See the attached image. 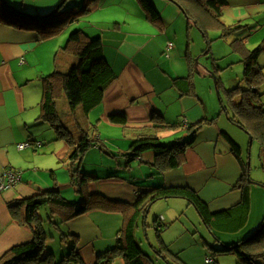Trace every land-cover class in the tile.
Instances as JSON below:
<instances>
[{
	"label": "crops",
	"instance_id": "0c3cea01",
	"mask_svg": "<svg viewBox=\"0 0 264 264\" xmlns=\"http://www.w3.org/2000/svg\"><path fill=\"white\" fill-rule=\"evenodd\" d=\"M7 1L28 14L40 15L51 12L63 0ZM129 1L131 4L128 0H90L91 16L92 13L99 14L94 22L97 29L95 34L82 33L78 42L80 44L87 38L100 36L105 54L112 45L110 43L115 44L114 50L118 51L111 58L108 56L117 78L107 87L103 101L86 114L81 108L76 110L84 116L85 128H90L100 140V145L92 147L80 161L83 170L87 154L96 151L93 153L97 154V161L89 160L90 169L85 170L94 177L89 183L90 192L101 194L110 201L132 205L140 193L148 192L153 186H180L195 190L213 212L238 205L242 197L241 190L237 188L242 167L232 151L228 136L240 146L245 158L246 145L243 136H236L240 132L235 130V123L230 119L231 122H228L226 112L219 111L218 104L213 103L211 97L197 90L195 76L198 66L192 70L191 60L194 57L190 49L185 55L186 64L177 68L174 59L177 50L170 25L183 11L171 0H150L162 19L153 23L146 17L139 0ZM221 19L225 25L238 26L227 39L231 38V42L240 39L252 50L253 36L263 28L264 0H229L222 9ZM75 29L82 31L80 26ZM209 31L207 37L211 43L212 31L214 34L218 31V37L222 38L218 29ZM60 35L41 40L35 32L0 23V178L7 171L20 177L18 185L0 192V260L13 247L34 237L28 225L12 217L8 207L10 203L53 190L60 191L69 201H80L70 176L72 148L65 140L59 139L50 123L41 117L43 78L49 76L61 117L62 103L64 114L70 117V122L75 124V130L80 134L62 78L78 61L75 53L79 44L76 46L77 43L69 41L60 57L59 54L52 55L56 45L45 46ZM260 64L264 65L261 61ZM215 65H206L208 71L204 74L210 76V70H214L219 79L218 86L226 92L229 89L224 88ZM189 76H192V87L185 80ZM207 77L204 76L205 86L211 92L212 86ZM119 113L126 114V125L110 120L112 114ZM155 114L161 115L169 124L178 125V128L157 131L163 144L187 138L192 133V126L197 124L200 127L194 145L186 152L183 165L164 174H158L153 167V148H143L131 162L126 155L140 137L155 132ZM21 144L29 145L21 149ZM250 185L252 190V185L257 184L253 181ZM195 209L189 200L182 197L161 198L149 205L137 229V239L142 248L154 255L153 246L160 245L155 228L158 225L162 228L160 236L168 247L167 251L181 264H243L235 252L214 253L215 248L220 246L219 241L227 244L235 241L229 242L221 234L217 240ZM130 211L129 207L117 211L100 207L66 222H61L58 215L51 218L50 210L47 218L40 214L44 218L47 234L52 229L53 240L58 229L62 231V241L63 238L66 241L76 239V252L83 264H127L123 255L111 260L105 255L117 247ZM193 211H197L201 224L207 227L206 233L184 220ZM49 237L45 254L53 252L57 259V253L49 246ZM210 244L216 247L212 248ZM153 259L155 264H168L164 257L156 255ZM168 260L172 258L168 256Z\"/></svg>",
	"mask_w": 264,
	"mask_h": 264
},
{
	"label": "trees",
	"instance_id": "16d2710c",
	"mask_svg": "<svg viewBox=\"0 0 264 264\" xmlns=\"http://www.w3.org/2000/svg\"><path fill=\"white\" fill-rule=\"evenodd\" d=\"M146 17L153 23L162 21L159 11L150 0H139ZM177 2L190 23L197 25L207 37L208 31L215 28L220 31L219 36L227 38L232 35L238 26L225 25L221 19L222 9L228 5L229 0H173ZM69 0H63L56 8L46 14H28L22 9L15 8L7 0H0V23L9 26L35 32L39 39L47 40L60 35L70 24L78 22L90 10V0H84L82 5H69ZM82 39V31L75 29L70 35L69 41L78 43ZM68 41V42H69ZM233 51L241 55L245 64V71L241 83L226 91V97H221L222 110L229 119L243 128L252 136V144L257 142L264 156V102L262 101V87L264 85V65L260 64V57L264 46L250 50L240 39L231 42ZM75 55L78 56L76 64L62 75L63 88L70 107L75 112L74 119L80 131L79 139H76L72 131L64 125L57 107V98L50 82L49 76H44V91L41 102L42 119L48 121L56 131L58 138L63 139L71 146L70 176L76 193L80 196L79 202L69 201L58 190L44 191L34 196L19 199L9 204L12 217L19 223L28 225L33 232V239L29 242L17 245L6 252L0 260V264H83L76 252L77 241H72L70 253L61 262L57 261L53 252L45 254L47 249L48 234L44 228V218L40 212L43 207H48L53 215H58L61 222H66L90 210L105 208L117 211L130 208V214L126 217L122 234L117 247L106 253L111 260L117 255H123L127 264H155L154 257H164L168 264H181V261L167 251V245L161 239V226L156 225L160 238V245L153 246V254H148L137 239V229L140 219H144L149 205L161 198L182 197L189 200L197 209L203 223L214 233L216 239H220L219 232L234 233L246 226L251 213L252 198L249 175L248 158L242 156V149L231 138L232 151L238 158L242 167V176L237 188L241 190V201L238 205L213 212L197 192L189 187H164L153 186L148 192L140 193L137 200L131 205L122 202L110 201L101 194L91 193L89 183L94 179L86 171L80 168L82 157L94 146L100 145V140L95 137L90 128L83 125L82 114L77 113L81 108L86 114L103 99L107 87L117 78L111 63L106 58L105 45L100 36L83 40ZM192 70L195 64L191 61ZM193 75V74H191ZM191 77L185 80L190 87L193 83ZM219 80V79H218ZM243 82V84H242ZM219 84V81H218ZM110 120L113 123L126 125V114H112ZM155 132L140 137L133 143L132 151L127 153L128 161L138 157L143 148L150 147L155 151L153 167L158 174H164L177 169L186 160V152L191 148L198 136L200 127L192 126V133L187 138H180L170 144H163L157 131L163 129L178 128L177 124H169L161 115L153 117ZM30 143V142H28ZM102 148V147H101ZM262 166L263 163H262ZM57 225V224H55ZM70 235H67V237ZM249 236V235H248ZM63 241L66 239L63 238ZM220 242V246L210 244L215 252H235L243 264H264V222L259 230L240 241L227 244ZM154 256V257H153ZM168 256L172 260H168Z\"/></svg>",
	"mask_w": 264,
	"mask_h": 264
},
{
	"label": "rangeland",
	"instance_id": "374dc122",
	"mask_svg": "<svg viewBox=\"0 0 264 264\" xmlns=\"http://www.w3.org/2000/svg\"><path fill=\"white\" fill-rule=\"evenodd\" d=\"M77 1V0H74ZM74 1H69V5L75 4ZM174 4L178 5L177 2L171 0ZM77 5H82L84 3V0H78ZM128 3L131 4V2L128 0ZM92 5V4H91ZM112 14V13H111ZM99 14L98 13H91L88 12L80 18V22H75L71 24L62 35L57 37L58 39H52L51 41L45 43V46H49V48L52 45H56L54 52L52 53L53 57L56 54H59V57L61 56V53L67 47L70 35L77 26H80L82 28V33L90 35L91 33L95 34L94 31L97 29V24L94 23L96 19H98ZM263 28L258 32V34H255L253 36V41L250 45L251 49L254 50L258 47V45L263 44L264 45V21H262ZM172 27V41L175 43V49L177 50V56H174V59L176 60L177 68H182L183 65L186 64L185 62V55H187V52L191 51L194 58H192L191 61L194 62L195 66H198V74L195 76L197 90L200 91L202 95H205L206 97H211V100L213 103L218 104L219 111L222 110V104H221V97H226V92L222 87L220 88L218 86V80L217 76L216 79L214 78L213 74L215 73L214 70H210V76L205 75L204 73H207V66L210 65L213 66L214 63L216 64L217 71H219L220 77L222 78L224 84V88L230 89L232 87H235L241 83L244 71H245V64L243 61H241L240 56L236 53H234L231 46V38H219L218 37V31H216L214 34V31L211 32L210 37L213 39L211 43V48H209V44L207 40L205 39L204 33L202 30L193 23L189 24V21L186 17V15L182 12V15L180 17H177L174 19L172 24L170 25ZM210 32V31H209ZM36 34V33H35ZM87 37V36H86ZM79 43L76 44V46ZM110 47L107 49L106 52V58L108 56L111 58L114 53H117V50H114L115 44L110 43ZM178 51H180L178 53ZM208 51L210 54L208 55ZM172 54V52H171ZM181 57V58H180ZM261 62L264 64V52L262 54V57L260 59ZM213 71V72H212ZM208 76L207 80L211 83L212 91L208 92L207 86H205V78L204 76ZM216 75V74H215ZM243 84V82H242ZM218 88V91L216 89ZM262 101L264 102V85L262 87ZM62 104V103H61ZM60 104V109L62 112V121L64 125L72 131L73 135L76 139H79L80 134L78 131L75 130V124H72L70 121V117L66 114H64L63 111L65 109ZM226 116V119L229 121V118ZM225 120V119H224ZM234 124V123H233ZM237 128L235 130H238L240 133L236 134L237 137L244 138L245 143V156L248 158V162L250 163L249 166V175H250V182L255 181L257 185H252L253 188L251 190V198H252V208L250 213V218L246 224L240 231L234 232V233H228V232H219L221 235H224L226 238H228L229 242L232 241H240L239 239H243L245 237H250L253 233L259 230L260 226L264 222V166H262V163L264 165V156H261L259 146L257 142H254L252 144L250 140V135L240 126L236 125ZM241 134V135H240ZM174 141V140H173ZM171 143V142H170ZM96 151H90L87 154V161H84L83 163V171H85L90 166L89 160L95 159L97 161V154L93 153ZM90 169V168H89ZM89 172V171H87ZM90 173V172H89ZM196 210V209H195ZM41 213L44 215L45 218H47V215L49 214V208L43 207L41 210ZM201 218V217H200ZM199 218V214H197V211L190 212L188 217L184 219L187 221L190 225H192L194 228H201L205 232L206 226L202 223ZM183 221V219L181 220ZM179 226V225H177ZM205 227V229H204ZM51 231V232H50ZM48 230V236L49 238V246L50 248H53L55 252L57 253V261L63 260L71 251L72 248V241L67 240L66 242L62 241V231L56 232V235L54 236V240L52 238V229ZM206 233V232H205ZM212 233V232H211ZM214 236V233L211 234ZM249 235V236H248ZM201 236V234H200ZM220 236V235H219ZM215 237V236H214Z\"/></svg>",
	"mask_w": 264,
	"mask_h": 264
},
{
	"label": "built area",
	"instance_id": "2783aa9c",
	"mask_svg": "<svg viewBox=\"0 0 264 264\" xmlns=\"http://www.w3.org/2000/svg\"><path fill=\"white\" fill-rule=\"evenodd\" d=\"M172 46V43L170 44ZM29 144H21L19 145V148L23 149ZM20 182V177L16 174H14L12 171H7L3 177L0 178V192L11 189L18 185ZM211 259H208L210 261Z\"/></svg>",
	"mask_w": 264,
	"mask_h": 264
},
{
	"label": "water",
	"instance_id": "95a60500",
	"mask_svg": "<svg viewBox=\"0 0 264 264\" xmlns=\"http://www.w3.org/2000/svg\"><path fill=\"white\" fill-rule=\"evenodd\" d=\"M213 72V71H212ZM213 76H214V78L216 79V75H215V73L213 74ZM216 89H217V91H218V88L216 87ZM250 140H251V142H252V136H250ZM248 165L250 166V163L248 162Z\"/></svg>",
	"mask_w": 264,
	"mask_h": 264
}]
</instances>
